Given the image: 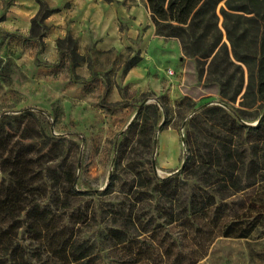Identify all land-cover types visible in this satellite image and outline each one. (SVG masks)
Wrapping results in <instances>:
<instances>
[{
    "label": "rangeland",
    "instance_id": "1",
    "mask_svg": "<svg viewBox=\"0 0 264 264\" xmlns=\"http://www.w3.org/2000/svg\"><path fill=\"white\" fill-rule=\"evenodd\" d=\"M15 1L0 0V122L8 116L4 122L13 142L17 140V130L29 127L33 134L39 132L35 139L24 141L33 145L37 171L48 167L61 171L69 163L75 166V189L82 194L69 193L68 200L62 195L59 205L67 202L70 208L57 210V215L61 224L67 225L96 210V219L75 224V238L97 245L88 264H130L136 258L142 259L141 264H172L178 254L184 258L183 264L199 259L204 247L182 222L167 226L156 237L153 232H141L140 227L135 231L138 237L134 253L112 247L108 232L111 212L128 202L124 195L132 181V171H147L155 182L178 172L187 155L185 141L191 118L205 105L223 106L219 84L207 79V64L185 56L180 41L159 35L156 27L153 39L157 43L150 47L144 26L133 37L126 33L122 59L112 51H97L91 45L86 60L75 64L70 53L75 42H66L59 48L57 39L51 49V34L46 39L26 37L5 28L6 12ZM119 27L124 31L127 23L121 20ZM47 30L41 33L47 36ZM150 48L139 73L129 79L126 68L130 60ZM146 105L160 109L159 117L148 112L151 122L157 123L151 130L152 147L136 142L137 137L129 133L139 110ZM262 114L264 108L253 110L246 124L256 126ZM127 139L131 142L125 147ZM113 176L118 179L112 193L96 194L109 188ZM54 184H45L46 202L56 188ZM184 189H180L174 202L177 212L187 204L188 192L184 193ZM252 194L250 189L231 198L229 202H235L232 208L239 209L241 201L249 203ZM170 205L158 193L144 196L135 208L136 217L152 229L164 223L165 210ZM25 231L24 227L19 232L21 242L32 251L37 249L39 243ZM167 248L174 253L167 255ZM197 264H264V228L247 239L217 238Z\"/></svg>",
    "mask_w": 264,
    "mask_h": 264
},
{
    "label": "trees",
    "instance_id": "2",
    "mask_svg": "<svg viewBox=\"0 0 264 264\" xmlns=\"http://www.w3.org/2000/svg\"><path fill=\"white\" fill-rule=\"evenodd\" d=\"M37 3L39 11L31 22V36L44 37L41 32L48 29L45 20L57 10L50 9L43 0ZM147 3L158 34L178 39L185 56L207 64V79L219 84L223 106L205 105L191 118V130L187 131L185 141L187 155L178 172L155 182L147 171L144 174L132 171V181L124 195L128 201L125 204L129 205L111 212L108 233L112 247L133 252L138 237L135 231L140 227L141 232H153L156 237L167 226L182 222L196 235L193 239L204 247L199 259L186 263L197 264L217 238L247 239L264 228L263 114L258 125L246 124L253 110L264 108V0H147ZM66 42L76 43L69 36L58 39V47L62 48ZM70 53L75 64L86 60L85 55L78 54L76 46ZM140 60L139 56L132 58L126 72ZM159 111L157 105L139 110L138 119L129 130L137 137L136 142L152 147L151 130L157 123L151 122L148 112L159 117ZM2 119L0 264H88L97 245L75 238V224L96 219V210L67 225H62L57 215V210L70 208L67 202L59 205L62 195L68 200L69 193L82 194L75 189V166L69 163L61 171L50 167L37 171L33 145L24 141L35 139L39 132L33 134L29 127L17 130L19 134L13 142L4 122L8 116ZM130 142L127 139L123 146ZM120 165L119 161L117 168ZM116 179L113 176L109 188L96 194L112 193ZM48 181H53L56 188L46 202ZM180 189L188 192L187 204L177 212L174 202ZM250 189H253L250 202L241 201L240 208L233 209L235 202L229 200ZM154 193L165 197L171 205L165 210L164 223L151 229L137 219L135 208L144 196ZM54 198L57 201L53 202ZM24 227L29 237L39 243L33 251L19 238ZM165 253L174 252L167 248ZM141 263V258L130 262ZM183 263L184 258L178 254L172 264Z\"/></svg>",
    "mask_w": 264,
    "mask_h": 264
},
{
    "label": "crops",
    "instance_id": "3",
    "mask_svg": "<svg viewBox=\"0 0 264 264\" xmlns=\"http://www.w3.org/2000/svg\"><path fill=\"white\" fill-rule=\"evenodd\" d=\"M43 1L50 9L57 10L45 20L49 33L44 38L51 34V49L54 48L55 40L69 35L76 41V50L80 55H86L89 47L94 45L97 51H112L122 59L127 45L126 33L133 37L141 26L146 28L145 38L149 40L150 47L157 43L153 39L156 31L147 0ZM38 11L37 0H16L6 12L5 28L30 36L31 22ZM121 20L127 23L124 31L119 27ZM150 53L151 48L141 53L139 64L129 70V79L139 73Z\"/></svg>",
    "mask_w": 264,
    "mask_h": 264
},
{
    "label": "water",
    "instance_id": "4",
    "mask_svg": "<svg viewBox=\"0 0 264 264\" xmlns=\"http://www.w3.org/2000/svg\"><path fill=\"white\" fill-rule=\"evenodd\" d=\"M263 116H264V114H263ZM262 116V117H263ZM262 117L256 122V124L255 125H258L259 123H260V121H261V119H262Z\"/></svg>",
    "mask_w": 264,
    "mask_h": 264
},
{
    "label": "built area",
    "instance_id": "5",
    "mask_svg": "<svg viewBox=\"0 0 264 264\" xmlns=\"http://www.w3.org/2000/svg\"><path fill=\"white\" fill-rule=\"evenodd\" d=\"M169 73H172V71H169Z\"/></svg>",
    "mask_w": 264,
    "mask_h": 264
}]
</instances>
